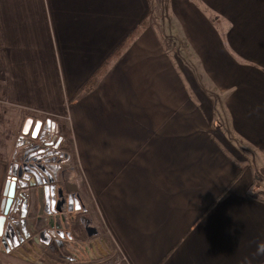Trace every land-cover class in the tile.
I'll list each match as a JSON object with an SVG mask.
<instances>
[{
    "label": "crops",
    "instance_id": "obj_1",
    "mask_svg": "<svg viewBox=\"0 0 264 264\" xmlns=\"http://www.w3.org/2000/svg\"><path fill=\"white\" fill-rule=\"evenodd\" d=\"M153 4L0 0L1 97L33 123L67 121L108 232L47 246L39 232L65 214H44L43 184L33 202L23 175L6 218L18 253L58 252L70 264H264V0ZM1 156L0 214L15 160ZM60 175L72 177L67 167Z\"/></svg>",
    "mask_w": 264,
    "mask_h": 264
},
{
    "label": "rangeland",
    "instance_id": "obj_2",
    "mask_svg": "<svg viewBox=\"0 0 264 264\" xmlns=\"http://www.w3.org/2000/svg\"><path fill=\"white\" fill-rule=\"evenodd\" d=\"M153 2V9L156 10V5L158 3V9L160 11L165 7L166 0H153ZM29 117V115L24 114L20 110H16L7 105L2 99L0 93V156L3 155L1 157L7 158V153H10L15 155L14 163H19L22 158H32L30 155L25 156V150L28 148H38L37 152L45 158L61 157L57 154H59V150H62L67 152L69 157L62 156L61 158H70V160L71 158H74L75 162H77L75 159V140L70 133V127L67 121H58L57 119H54L50 128L41 130L40 134L38 133V135L34 138L31 136V129L26 134L22 132L25 120ZM35 117L36 116H32V119ZM66 162H68L66 165L68 166L70 161H63L64 166ZM69 170L71 171V169ZM71 174V179H73L74 174L72 172ZM78 178L83 190L85 191L83 192L86 193L79 175ZM87 219L88 218L85 214L81 216L82 222ZM67 247H69L70 251V244ZM20 249L23 251V248ZM37 250L38 248H36V251ZM79 250L81 249L79 248ZM21 251L19 253L23 257L19 255L17 248L10 247L9 250H6L5 246L0 244V264H70L69 259L62 257L58 252L56 253L57 255H54V253H48L49 255L44 256L41 252H38V250L36 253L35 251L34 253H31L30 257H27L29 255H23ZM55 256H60V258L57 257L56 260ZM81 264H86L85 259L82 260Z\"/></svg>",
    "mask_w": 264,
    "mask_h": 264
},
{
    "label": "flooded vegetation",
    "instance_id": "obj_3",
    "mask_svg": "<svg viewBox=\"0 0 264 264\" xmlns=\"http://www.w3.org/2000/svg\"><path fill=\"white\" fill-rule=\"evenodd\" d=\"M32 130V129H31ZM41 132V129L39 131V134ZM31 133V132H30ZM38 135V134H37ZM29 149V148H28ZM38 151V148H33L32 150L30 151H27L25 154V156L27 155H30V157L32 158H22L21 161L19 163H14L13 166H11V169H10V172L9 174L11 175H15L17 177V182L16 184L21 181L20 180V177L25 175V181H22L20 182L21 184H19V186H22V188H27L29 193H30V198L33 202H37V198H36V193H37V187L39 185H37L36 183V180H35V176L30 173V172H27V171H24V167L23 165L25 164L27 166V168L31 169V167L38 173V175L41 176V173H40V169H38V165H46L47 163L46 162H53L55 164H58L59 165V168L57 170V174L58 176L61 177L60 175V171L62 169V167H67V163H65V166L63 165V161H65L66 159L65 158H45L44 156H42L40 153L37 152ZM49 159V160H48ZM16 165V166H14ZM68 168V167H67ZM19 169H21V174L18 175V171ZM13 170L16 172H13ZM45 172L49 174V177L50 179H52L51 181H47V180H42V184L43 185H51V184H54V187H55V190H54V193L55 195H52V196H49V198H54V196L57 195V189H60L61 190V197H60V203H59V206L61 207L62 211L59 212V211H55L56 209V203L55 205L53 206V208H51L50 206H47L46 208L48 210H51V214H57V215H60L61 213L65 214L64 217L62 216H59L60 219H61V222L58 223V224H53V225H48L46 228L44 227L43 229L47 232V237L48 238V243H47V246L49 247H53L55 248L56 246H59L60 244V241L64 240V239H67L71 242H74L76 244H80L78 241H76L74 238H73V235H74V231L72 230L71 226H77L79 224V226H81L82 229H86V233L87 234H90L88 232L89 228H86L84 225H83V222L81 221V216L83 214L87 215L88 217L89 214L86 212V209H85V206L83 205V203L81 202L77 192L74 190V187L72 185H68L67 181H63L64 182V186L63 185H60L58 184L56 181L53 180L52 176V172L51 170L46 167L45 168ZM8 174V175H9ZM43 174V173H42ZM30 177V179H28L27 177ZM42 178V177H41ZM31 180L33 182H31ZM15 184V186H16ZM72 195L73 197L75 196L78 201H79V206L80 208L79 209H72V210H68V203H67V198L68 196ZM64 199V200H63ZM63 200V202H62ZM42 212L46 215H51V214H47L46 212H44L45 210V198H44V204H43V208H42ZM9 213V212H8ZM8 215V214H7ZM77 215V216H76ZM90 221H91V218H89ZM67 222L68 226L65 227L63 224V222ZM92 224V222H91ZM90 229H93L92 227H90ZM51 230H53V232H50ZM43 231V230H42ZM40 233V232H39ZM91 235V234H90ZM92 236V235H91ZM45 237V236H44ZM82 243H87V242H82ZM81 243V244H82Z\"/></svg>",
    "mask_w": 264,
    "mask_h": 264
},
{
    "label": "water",
    "instance_id": "obj_4",
    "mask_svg": "<svg viewBox=\"0 0 264 264\" xmlns=\"http://www.w3.org/2000/svg\"><path fill=\"white\" fill-rule=\"evenodd\" d=\"M50 121L43 123L41 120H37L33 123L32 118H27L25 120L24 126H23V130L22 132L24 134L28 133L31 130V136L32 137H36L37 134L39 133L40 129L41 130H45L46 127L49 125ZM33 148L27 149L25 150V153L27 151L32 150ZM16 166V165H14ZM24 171L30 172L32 173L35 177L36 183L37 185H42V178L40 175H38V173L31 167V169L27 168V166L24 164ZM38 169H40V173L42 172L44 175H48V178L46 179L47 181H51L52 179H50L49 174L45 172V168L46 165H38L37 166ZM13 172H15L13 170ZM16 173V172H15ZM21 174V169H19L18 171V175ZM28 179H30V177H27ZM43 192H44V198H45V210L44 212H46L47 214H51V210H48L46 207L50 206L51 208H53V206L56 203V210L55 211H59L61 212L62 209L59 206L60 203V197H61V190L57 189V195L54 196V198H49V196L55 195L54 190V184L51 185H43ZM14 189H15V182L12 180L7 179L6 183H5V187H4V192H3V199H2V203H1V214H0V237H1V243L3 244V246H5L6 250H9L10 247L16 246L19 244V240L16 237V231L14 226H12L10 223L6 222V215L8 214L10 208L12 207V202H13V196H14ZM64 200V199H63ZM62 200V202H63ZM67 203H68V210H72V209H79V201L78 199L72 195L68 196L67 198ZM88 232L92 235L95 234L96 231L94 229H89ZM47 237V232L45 230L40 232V239L42 240L43 237ZM48 239V238H47ZM44 241V240H43ZM48 243V240H45Z\"/></svg>",
    "mask_w": 264,
    "mask_h": 264
},
{
    "label": "built area",
    "instance_id": "obj_5",
    "mask_svg": "<svg viewBox=\"0 0 264 264\" xmlns=\"http://www.w3.org/2000/svg\"><path fill=\"white\" fill-rule=\"evenodd\" d=\"M59 154H57L58 156H65L67 157L69 154L67 152H64L62 150L58 151ZM58 157V158H61ZM69 157V156H68ZM66 161H70V164L67 166L69 169H71V172L75 175H73V179H70V181L67 183L68 185H72L74 187V190L77 192L81 202L83 203V205L85 206L86 212L89 214L90 218H91V222H92V228L96 231L97 235H107V230L104 228L102 221L100 220V218L98 217L95 209H94V204H95V199L90 196L87 192L84 193L85 191L83 190L81 183L79 182V166L77 164V162H75L74 158H65ZM46 167H48L53 176V180L56 181L58 184L63 185L64 186V182L62 180V178L60 176H58L57 174V170L59 168L58 164H55L53 162H46ZM7 179L12 180L15 182H17V177L15 175H11L9 174ZM31 182H33L31 180ZM84 191V192H83ZM77 216V215H76ZM72 230L74 231V235L73 238L78 241L79 243L81 242H91L93 240V236H91L90 234L86 233V229H82L81 226H79V224L77 226H71ZM50 232H53V230H51Z\"/></svg>",
    "mask_w": 264,
    "mask_h": 264
},
{
    "label": "trees",
    "instance_id": "obj_6",
    "mask_svg": "<svg viewBox=\"0 0 264 264\" xmlns=\"http://www.w3.org/2000/svg\"><path fill=\"white\" fill-rule=\"evenodd\" d=\"M147 21H148V19L147 18H144L143 20H142V22H141V25L142 26H144L146 23H147ZM131 39V36H128L127 38H126V40H125V42L121 45V46H123L128 40H130ZM120 46V47H121ZM93 84V81H89V82H87L83 87H82V89H81V92H83V91H87L88 89H89V87L91 86ZM51 127V122L49 123V125L46 127V129H48V128H50ZM252 194V196H256V194H253V193H251Z\"/></svg>",
    "mask_w": 264,
    "mask_h": 264
}]
</instances>
